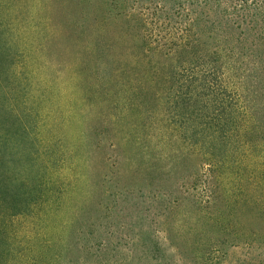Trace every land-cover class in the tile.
Returning a JSON list of instances; mask_svg holds the SVG:
<instances>
[{"label":"rangeland","instance_id":"1","mask_svg":"<svg viewBox=\"0 0 264 264\" xmlns=\"http://www.w3.org/2000/svg\"><path fill=\"white\" fill-rule=\"evenodd\" d=\"M68 1L4 0L6 10L0 9L2 19L16 24V78L1 85L30 133L27 150L41 188L23 212L0 213V264H254L253 257L264 258L256 242H211L218 234L205 227L204 193L192 194L197 156L189 141L175 130L166 133L160 120L154 130L133 127L125 76L96 60L95 34L79 31L71 15L78 7ZM107 38L101 42L114 44L116 35ZM125 43L123 52L117 46L120 65L135 44ZM175 178L183 195L163 215L157 190ZM247 226L260 224L248 219ZM152 239L159 249L153 258L146 252Z\"/></svg>","mask_w":264,"mask_h":264},{"label":"trees","instance_id":"2","mask_svg":"<svg viewBox=\"0 0 264 264\" xmlns=\"http://www.w3.org/2000/svg\"><path fill=\"white\" fill-rule=\"evenodd\" d=\"M3 2L0 9L6 10L8 3ZM68 2L78 7L71 15L79 31L95 34L96 60L125 76L124 105L133 127L154 130L160 120L166 133L175 130L189 141L188 148L197 156L189 177L192 194L204 193L205 227L218 234L211 242H256L264 247V0ZM2 14L0 213L15 215L36 202L33 197L41 188L27 150L33 146L30 133L1 85L16 78L11 65L16 24ZM111 31L118 44L106 45ZM127 40L135 44L128 46V62L120 65L117 46L123 52ZM178 178L184 181L185 176ZM175 182L161 183L157 190L163 215L172 212L183 195ZM248 219L259 228H248ZM151 233H143L145 240ZM152 241L153 249L146 252L153 258L159 249ZM252 260L264 264L263 257Z\"/></svg>","mask_w":264,"mask_h":264}]
</instances>
